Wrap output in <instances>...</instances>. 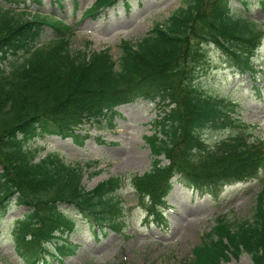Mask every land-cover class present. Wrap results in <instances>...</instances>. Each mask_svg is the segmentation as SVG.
Returning <instances> with one entry per match:
<instances>
[{"label": "trees", "instance_id": "16d2710c", "mask_svg": "<svg viewBox=\"0 0 264 264\" xmlns=\"http://www.w3.org/2000/svg\"><path fill=\"white\" fill-rule=\"evenodd\" d=\"M119 1L96 0L82 19L96 20ZM230 2L182 0L138 41L122 40L118 60L108 48L73 50L75 26L60 16L0 3V227L12 202L27 207L11 230L20 258L37 264L42 257L47 264L49 257L74 253L77 216L90 223L95 237L121 232L126 223L121 176L87 189L83 178L92 162L70 163L60 152L38 158L28 143L54 135L83 144L84 124L106 120L112 126L117 107L145 99L161 109L154 133L146 136L153 160L130 182L147 221L165 220L176 181L217 194L224 185L261 180L249 218L219 214L192 256L172 264H224L243 253L252 264H264V138L240 118L232 95L205 93L198 85L207 46L217 47L237 74L255 78L258 72L264 22L233 12ZM46 26L54 35L39 44ZM221 133L228 134L210 140Z\"/></svg>", "mask_w": 264, "mask_h": 264}, {"label": "rangeland", "instance_id": "374dc122", "mask_svg": "<svg viewBox=\"0 0 264 264\" xmlns=\"http://www.w3.org/2000/svg\"><path fill=\"white\" fill-rule=\"evenodd\" d=\"M95 1L78 0L77 9L74 0H42L40 5L34 0H0V3L20 9L27 6L29 10L60 16L75 26L73 50L108 48L116 60L121 55L122 40L138 41L155 22L166 20L182 3V0H130L127 6L120 1L103 11L96 20L82 19ZM230 4L233 12L264 22L261 0H231ZM53 35V29L46 26L38 43H47ZM206 59V67L198 78L199 87L209 94L232 95L240 102V118L253 126L256 136L264 138V39L255 57L258 70L255 78L237 74L229 67L225 55L213 45L206 47ZM117 111L119 114L112 126L106 120L101 125L84 124L81 134L87 138L83 144L54 135H38L28 143L30 149L37 150L38 158L60 152L70 163L92 162L83 178L87 189L111 176L124 178L119 190L126 208L122 231L107 234L99 231V237H95L90 223L77 216L79 229L71 238L75 252L49 257L47 264H172L192 256L193 248L211 229L219 214L226 213L233 219L252 215L256 195L261 189L260 178L224 185L217 194L200 193L176 181L167 197L165 220L157 222L151 218L147 221V212L140 205L130 177L151 168L153 156L146 136L154 133L152 122L160 116L161 109L156 102L138 99L117 107ZM227 134H214L210 140ZM62 207L68 210L64 204ZM27 210L12 202L0 227V261L5 264H30L16 254L11 238L15 219L21 218ZM37 264H45L42 257ZM224 264H252V259L243 253Z\"/></svg>", "mask_w": 264, "mask_h": 264}]
</instances>
